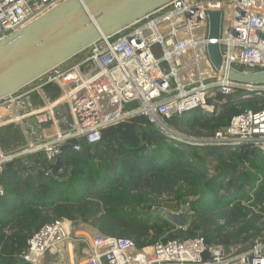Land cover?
Segmentation results:
<instances>
[{
  "label": "built area",
  "instance_id": "1",
  "mask_svg": "<svg viewBox=\"0 0 264 264\" xmlns=\"http://www.w3.org/2000/svg\"><path fill=\"white\" fill-rule=\"evenodd\" d=\"M64 1L0 0V41ZM212 10L221 13L218 38L208 35ZM209 43L219 44V68L208 56ZM230 68L264 70V0H171L0 99V109L6 110L0 113V128L17 125L23 136L15 149L0 148V175L7 165L23 173L52 175L50 166L65 146L82 151L78 140L87 146L100 143L103 129L136 115L156 123L165 136L190 144L235 149L248 143L264 152V107L241 110L225 127L199 138L182 136L166 122L194 110L219 111V104L227 102L264 100V83L230 79ZM39 155L45 165L32 167ZM67 244L74 248L75 264H264V240L259 237L225 245L207 243L197 234L146 240L138 247L130 238L71 219L43 224L27 240L21 258L44 264L48 251Z\"/></svg>",
  "mask_w": 264,
  "mask_h": 264
},
{
  "label": "trees",
  "instance_id": "2",
  "mask_svg": "<svg viewBox=\"0 0 264 264\" xmlns=\"http://www.w3.org/2000/svg\"><path fill=\"white\" fill-rule=\"evenodd\" d=\"M263 107L264 100L241 99L166 122L182 136L198 131L199 138L225 127L241 110ZM78 142L82 151L63 148L66 168L56 177L11 165L0 175V264H30L21 258L29 237L62 219L88 222L138 247L197 234L207 243L244 244L262 231L264 152L257 147L190 144L165 136L143 115L106 127L100 143ZM208 158L215 162L212 175ZM31 162L45 165L41 155ZM163 194L184 205L185 228L154 214Z\"/></svg>",
  "mask_w": 264,
  "mask_h": 264
},
{
  "label": "water",
  "instance_id": "3",
  "mask_svg": "<svg viewBox=\"0 0 264 264\" xmlns=\"http://www.w3.org/2000/svg\"><path fill=\"white\" fill-rule=\"evenodd\" d=\"M171 0H66L0 41V99L34 82L42 75L72 58L102 36L119 32L148 12ZM211 38L219 37L221 13L209 11ZM208 56L219 68L218 43L207 45ZM230 79L245 83H264V70L256 72L228 70ZM52 175L66 168L61 154L51 166ZM24 169L21 170V173ZM178 228H184L185 214L157 207ZM78 223H73V229Z\"/></svg>",
  "mask_w": 264,
  "mask_h": 264
},
{
  "label": "rangeland",
  "instance_id": "4",
  "mask_svg": "<svg viewBox=\"0 0 264 264\" xmlns=\"http://www.w3.org/2000/svg\"><path fill=\"white\" fill-rule=\"evenodd\" d=\"M262 1V0H261ZM56 85L55 84H51L49 87L50 88H54ZM58 93H54L52 94V96H57ZM33 95L30 96V98H32ZM27 99V98H26ZM221 105V104H219ZM134 104L131 105H127L126 108H131L133 107ZM157 129L158 126L156 125V123H152ZM17 125L13 126V125H9L8 127H2L0 128V148L2 150H7L9 148H13V147H17L19 145H21L22 141H23V136L22 133L20 131V128L16 127ZM169 127L173 128V126L168 125ZM198 131H194L192 132L191 135L189 136H194L196 135ZM207 166L209 168V174L212 175L214 174V168L213 165H215V162L212 161L210 158L207 159ZM158 200L160 202H162V206L164 209L167 210H171V211H178L181 210L185 213L184 210V205L182 203H178L172 195H168V194H163L161 197L158 198ZM157 210V209H156ZM263 220L260 219L259 221V225L263 224ZM170 233H175V230H170ZM256 237H259L261 240H264V226L262 227V231L259 235H257ZM65 248L67 249V247L63 246V249L61 248L58 251H48L46 256H45V263L44 264H73L72 263V258H71V262H70V253L66 254ZM69 256V259L65 256ZM58 260V261H57Z\"/></svg>",
  "mask_w": 264,
  "mask_h": 264
},
{
  "label": "bare ground",
  "instance_id": "5",
  "mask_svg": "<svg viewBox=\"0 0 264 264\" xmlns=\"http://www.w3.org/2000/svg\"><path fill=\"white\" fill-rule=\"evenodd\" d=\"M5 112H6V110H5L4 108H3V109H0V113H5ZM66 247H67L66 250H68L67 254H68V253L71 254V255H70V258H72V261L74 262L71 245H70V244H67ZM57 261H58V260H57ZM70 262H71V261H70ZM73 262H72V263H73ZM59 264H60V263H59ZM74 264H75V263H74Z\"/></svg>",
  "mask_w": 264,
  "mask_h": 264
},
{
  "label": "crops",
  "instance_id": "6",
  "mask_svg": "<svg viewBox=\"0 0 264 264\" xmlns=\"http://www.w3.org/2000/svg\"><path fill=\"white\" fill-rule=\"evenodd\" d=\"M20 146V145H19ZM18 147V146H17ZM16 147H13V148H9V149H7V150H12V149H15ZM70 261H71V258H70ZM73 262V261H72ZM75 262H73V264H74Z\"/></svg>",
  "mask_w": 264,
  "mask_h": 264
},
{
  "label": "clouds",
  "instance_id": "7",
  "mask_svg": "<svg viewBox=\"0 0 264 264\" xmlns=\"http://www.w3.org/2000/svg\"><path fill=\"white\" fill-rule=\"evenodd\" d=\"M174 212V211H173Z\"/></svg>",
  "mask_w": 264,
  "mask_h": 264
}]
</instances>
